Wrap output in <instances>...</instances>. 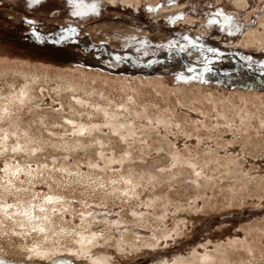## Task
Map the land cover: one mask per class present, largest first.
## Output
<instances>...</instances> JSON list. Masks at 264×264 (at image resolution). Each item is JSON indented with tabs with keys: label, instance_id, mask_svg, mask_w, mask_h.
<instances>
[{
	"label": "rangeland",
	"instance_id": "1",
	"mask_svg": "<svg viewBox=\"0 0 264 264\" xmlns=\"http://www.w3.org/2000/svg\"><path fill=\"white\" fill-rule=\"evenodd\" d=\"M263 19L264 0H0V87L43 72L0 121V179L17 167L25 188L0 219L35 205L70 225L52 235L66 253L0 262L264 264Z\"/></svg>",
	"mask_w": 264,
	"mask_h": 264
},
{
	"label": "bare ground",
	"instance_id": "2",
	"mask_svg": "<svg viewBox=\"0 0 264 264\" xmlns=\"http://www.w3.org/2000/svg\"><path fill=\"white\" fill-rule=\"evenodd\" d=\"M128 1V0H127ZM245 2V0H243ZM111 2V1H110ZM159 13L156 15L158 16H167L174 12L173 8L164 9L161 11H158ZM172 16V15H171ZM261 21V20H260ZM260 25L262 26V30L264 31V19L260 22ZM131 30V29H130ZM131 32V31H130ZM135 35V33H134ZM260 44H264V37L261 39H258ZM34 72L31 73L28 69H14L12 70V74L7 75L6 78L2 79L1 81H4L6 84H8V87L11 89H5V85H1L0 87V121H6L10 117L7 115L8 113L13 112L14 106L18 105V102H26L27 98L30 96V86L33 83H37V80L39 77L43 76L42 71H38V69L33 65ZM17 84V85H15ZM61 86H67V87H73L76 86L74 82L71 81H63L60 82ZM3 88V91L1 90ZM79 88V87H78ZM76 91L72 90L70 94H73ZM87 91V90H86ZM86 91H84V95H86ZM96 91V90H95ZM102 92V91H101ZM76 93V92H75ZM104 94V92H102ZM77 96H82L80 93H76ZM92 95V94H91ZM22 103V104H23ZM20 104V103H19ZM3 114V116H2ZM17 118L10 117L9 121L7 123L16 122ZM49 122L48 120H46ZM18 126V124L14 123V127ZM4 134L3 132H0V135ZM5 140H7L8 136L3 135ZM30 138L33 137V135H28ZM1 139V137H0ZM3 139V138H2ZM1 141V140H0ZM1 143V142H0ZM17 147L16 149H19V151H24L21 144L15 145ZM1 149H6V146H0V155L3 153L1 152ZM31 147H27L26 151H29ZM24 169V167H22ZM21 169H19L20 171ZM41 169L40 171L37 170L35 172L36 174L42 173ZM7 173L4 175L2 179H0V196L1 195H15V198L20 196V191L24 190L25 188L22 186L23 184H20L19 181L16 179L15 174H17L18 168L17 167H7ZM14 172V173H13ZM24 173H27V171H23ZM29 174L31 173L28 171ZM136 177V176H135ZM135 177L132 179H126L128 186L134 188L132 186L133 181H135ZM136 182V181H135ZM134 182V183H135ZM138 184V183H136ZM134 185V184H133ZM111 186L112 194L118 197L127 195L128 192L126 190L127 186L119 188H115ZM136 190V189H135ZM28 191V190H25ZM25 210L31 211L30 217H25L23 215L24 211H17L13 213V215L8 218L7 215L10 216L9 211H6L7 217L5 219H0V237L2 239H5L6 242L1 241L0 242V248L4 250L5 252H8L9 254H16L19 256H34V257H41L45 259H52L55 257L57 253H66L64 251L63 247H61L60 243H57V241H53L52 235L59 231L58 234H54L56 237H60L62 235H65L66 229L70 227L69 224H66L64 226H59V224L62 222L64 223V216H61L60 218H55L52 215L51 211H45L42 212L39 210H35L33 207H27ZM2 215V214H1ZM3 218V217H2ZM36 227L38 229H43V231L37 230L34 232L35 238H27L26 231L31 232V228ZM84 229L86 227L84 226ZM49 232V233H47ZM91 232L88 231H74L72 236H76L75 239V245L79 247L80 250L84 252H93L94 250L98 249V244H96L95 240L96 238L91 236ZM41 236V238H40ZM14 241V243L12 242ZM123 241L125 239L120 238V242L118 243L119 249H118V255L122 258L124 256H127L125 253H131L133 250H136L135 246L137 244L133 243L130 239L126 240L129 242V248L124 246ZM143 244V243H142ZM34 250V251H30ZM102 251V250H101ZM227 257V255H226ZM224 261V260H223Z\"/></svg>",
	"mask_w": 264,
	"mask_h": 264
},
{
	"label": "snow or ice",
	"instance_id": "3",
	"mask_svg": "<svg viewBox=\"0 0 264 264\" xmlns=\"http://www.w3.org/2000/svg\"><path fill=\"white\" fill-rule=\"evenodd\" d=\"M33 2H35V0H33ZM79 3L82 5V4H83V0H79ZM93 7H94V6H93ZM74 14H76V13H74ZM216 15L219 16V15H221V13H220V12H217ZM225 19L228 20L229 22H232L234 27H239L238 25H236V24L232 21V18H231V17H225ZM215 22H216V21H214V20H209L208 23H209V24H212V23H215ZM29 23H31V21H29ZM185 39H187V38H185ZM181 50H183V49H181ZM210 51H211V49H210ZM18 171H19V169H18ZM46 200H47L48 203H52V202H53V197L49 196V197L46 198ZM11 207H12V205H10V204L7 205V208H11ZM32 207L35 208L36 206L33 205ZM40 211H41V212H44V211H46V209L43 208V207H41V208H40ZM23 215H24L25 217H30V216H31V211H30V210H25V211L23 212ZM33 230H35V229H33ZM40 230L43 231V229H40ZM30 251H34V250H30ZM0 264H4V262H0Z\"/></svg>",
	"mask_w": 264,
	"mask_h": 264
}]
</instances>
